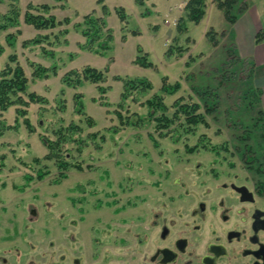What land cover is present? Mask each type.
<instances>
[{"label": "rangeland", "instance_id": "rangeland-1", "mask_svg": "<svg viewBox=\"0 0 264 264\" xmlns=\"http://www.w3.org/2000/svg\"><path fill=\"white\" fill-rule=\"evenodd\" d=\"M220 1L225 0H206V14L196 23L187 16V0H0V26L6 23L5 29L0 28V69L15 65L9 57L16 55L28 77L27 92L48 99L46 104L31 103L28 107L26 117L33 131L25 117L16 121V106L0 114V183L23 185V193L10 194L5 188L0 194L7 202L21 195L25 224L33 217L29 225L37 229L32 239L23 241L24 252H29L28 242H36L38 258H44L53 240L45 229L59 227L63 220L59 211L70 209L71 218L78 220L79 200L84 198L90 226L112 210L97 209L98 200L112 199L106 193L118 191L120 205L134 194H145L147 182L156 180L158 172L170 170L176 160L184 162L186 150L191 148H205L204 144L244 148L248 144L258 156H264V131L256 124L264 116L260 102L264 65L257 67L250 58L240 57L248 50L243 35L248 36V26L240 23L237 27L236 21L231 22L218 5ZM29 4L49 5V12L40 11L63 23L54 29H36L25 21ZM253 6L263 24L261 42L264 0H237L232 13L238 23L246 22L242 14ZM89 14L99 18L93 22L95 27L101 26L98 35L93 33L94 26L85 24ZM11 16L18 24L11 25L7 20ZM86 28L88 35L83 33ZM38 35L48 38L40 44H25ZM142 57L153 65L144 67ZM87 66L103 71L104 80H83L73 86L65 83L66 75ZM42 67L47 73L41 72ZM141 79L148 80L152 88L139 89L123 101L127 80ZM164 80L167 85L179 82L181 89L167 94L162 88ZM155 95L164 98L169 114L180 98L190 104L198 102L203 113L206 103L216 105L212 113H205L209 125L201 124L192 133H185L183 127L188 126L183 122L182 127V120L159 131L155 121L129 126L118 118V111L124 122L135 112L146 115L145 101ZM80 102L82 111L78 110ZM61 131L68 140L61 145L63 153L69 150L70 160L82 166L81 170L72 166L64 179L54 159L44 158L48 149L42 140V135L62 140ZM79 148H84L82 153ZM38 157L40 164L34 162ZM42 167L50 173L40 180L37 170ZM26 174L35 179L27 182ZM3 205L0 202V207ZM30 206L37 208L36 216L30 214ZM129 213L121 215L128 217Z\"/></svg>", "mask_w": 264, "mask_h": 264}, {"label": "flooded vegetation", "instance_id": "flooded-vegetation-1", "mask_svg": "<svg viewBox=\"0 0 264 264\" xmlns=\"http://www.w3.org/2000/svg\"><path fill=\"white\" fill-rule=\"evenodd\" d=\"M186 152V162L158 172L145 194L120 205L118 191L106 193L112 199L98 200L97 209L112 210L90 226L84 198L78 220L59 211L63 220L45 229L53 240L40 259L36 242L23 251L37 229L33 217L25 224L22 196L7 202L0 194V264H264V156L253 148ZM4 189L23 193V185L3 180ZM29 212L36 216L37 208Z\"/></svg>", "mask_w": 264, "mask_h": 264}, {"label": "trees", "instance_id": "trees-1", "mask_svg": "<svg viewBox=\"0 0 264 264\" xmlns=\"http://www.w3.org/2000/svg\"><path fill=\"white\" fill-rule=\"evenodd\" d=\"M235 1V2H234ZM237 0H225L220 1L219 6L224 8L226 17L231 21L235 22L237 20V17L234 13H232V8L234 7V3H236ZM43 9L47 12L50 10L49 5H41L36 6L34 4H29L28 8L25 12V21L31 25H33L36 29L39 30H45V29H54L58 25H61L63 21H59L55 15L52 14H44L40 10ZM186 11L187 16L195 21L196 23L200 22L202 18L206 14V0H188L186 5ZM14 13V12H13ZM46 13V12H45ZM15 14V13H14ZM99 18L95 19L92 18V16L89 14L85 16V24L89 26H94L93 22H97ZM7 20L10 21L11 25L18 24V20L14 19L12 16L8 17ZM15 20V22H14ZM67 21V20H66ZM92 23V24H91ZM6 23L2 24L0 26L1 29L6 28ZM101 28V26H99ZM99 28L95 27L93 30V33L95 35H98ZM91 29V28H90ZM84 34H89L88 29L86 28L83 31ZM11 37V36H9ZM48 38L46 35H38L37 37L33 38L32 41L25 42L26 43H34V44H40L43 41H45ZM261 39L260 32L256 35V41L258 42ZM3 52V47L0 46V54ZM144 61H142V64L144 67H150L153 65L151 61H149L147 58H144ZM9 60L11 63H15V65L7 64L3 69H0V114L3 112H6L9 110L10 107L16 106V113L17 118L16 121H19L20 117H25L24 122H26V125L30 127V129L33 131L34 128L31 125L30 119L26 117L28 115V107L31 103H40V104H46L48 103V99L45 98L42 95H38L35 92H27V83H28V77L26 76L25 70L23 66L18 62V58L16 55H12L9 57ZM253 62L252 59H249ZM254 64V62H253ZM42 73H47V68L42 67L41 68ZM73 75V76H72ZM65 83L67 85H74V83H80L83 80H88L94 83H98L104 80V73L103 71L96 69L94 67H84L82 71H72L70 74L65 76ZM72 80L74 82H72ZM166 80V79H165ZM164 80V81H165ZM124 91L122 92V99L125 101L128 99L133 92L139 90V89H151L152 86L150 82L146 79L141 80H127ZM102 88V87H101ZM164 89V92L167 94L173 95L177 91L181 89L180 83L176 82L175 84L167 85L166 81L164 85L162 86ZM104 90V88H103ZM24 95H27V99L24 97ZM134 100L138 101L136 98ZM145 104L148 109V113L146 115H140L138 113H133L132 118L127 117L126 121L124 122V117L121 112L118 111V118L122 121L123 124L129 125V126H135L139 125L140 122L143 124L145 121H155L156 129L159 131H163L166 129H169L172 125H176L177 122L181 121L184 122V125H187L188 128L183 127V130H185V133H192L196 128L203 124L208 126V122L206 120L205 113H212V111L215 109L216 103L205 104L207 106L205 108V113L201 112L202 105L198 102H193L192 104L188 102H183V100L177 99L174 103L175 110L172 114H169V107L164 101V98L160 95H155L151 99H147L145 101ZM120 107H124L125 104L121 103L119 105ZM83 104L80 102V106H78V110L82 111ZM136 118V119H134ZM256 124L257 127H260L261 131H263L264 128V116L262 118L257 119ZM262 127H261V126ZM63 133L62 131L60 134ZM0 134H3V129L0 131ZM62 135V134H61ZM66 135V134H65ZM96 136V134H94ZM62 140H53L45 137L42 135V140L45 144V146L48 149V153L44 157L45 159H54L55 163L57 164V167L59 169L60 177L61 179L67 177V171L72 167L75 166L78 170L82 169V166L79 163H74L70 159L72 157L69 150H66L63 153V148H61V145L65 142H67V138L63 135ZM103 138V136H102ZM205 148H215L213 145L204 144ZM57 147V148H56ZM244 148H252L251 145L246 144ZM84 148H79V151L82 153ZM41 158H34V162L37 164L41 163ZM47 167V166H45ZM50 171L48 169H45L44 167L39 168L37 170V177L38 179L42 180L44 179ZM25 179L27 182H30L35 179V176L32 174H26ZM59 181V180H57Z\"/></svg>", "mask_w": 264, "mask_h": 264}, {"label": "crops", "instance_id": "crops-1", "mask_svg": "<svg viewBox=\"0 0 264 264\" xmlns=\"http://www.w3.org/2000/svg\"><path fill=\"white\" fill-rule=\"evenodd\" d=\"M242 16L245 17L246 22L238 23L239 19H237L238 21L236 20L237 23L236 22L235 23L237 24V27H238V24L240 23L246 24L248 26L249 34L248 36L245 34L243 30V24H242L241 32H244L243 35L245 36L246 42L248 43V50L246 52L242 51L240 57L252 59L255 66L257 67L263 66L264 65V41H261V42L256 41L257 33H259L261 29H263V24L261 22L260 13L257 7L253 6V7L248 8L246 11H244ZM238 30L240 31L239 28ZM238 41H240V39H238ZM260 86L262 87V96L260 98V102L263 108L262 111L264 112V79L263 81H261ZM263 131H264V128H263Z\"/></svg>", "mask_w": 264, "mask_h": 264}, {"label": "built area", "instance_id": "built-area-1", "mask_svg": "<svg viewBox=\"0 0 264 264\" xmlns=\"http://www.w3.org/2000/svg\"><path fill=\"white\" fill-rule=\"evenodd\" d=\"M188 1V0H187Z\"/></svg>", "mask_w": 264, "mask_h": 264}]
</instances>
